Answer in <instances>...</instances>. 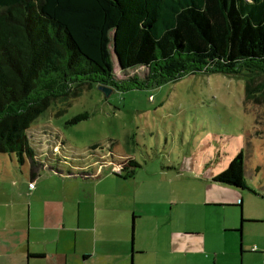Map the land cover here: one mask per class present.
<instances>
[{"label":"rangeland","instance_id":"1","mask_svg":"<svg viewBox=\"0 0 264 264\" xmlns=\"http://www.w3.org/2000/svg\"><path fill=\"white\" fill-rule=\"evenodd\" d=\"M114 74V83L124 85L145 81L150 71H123L116 62ZM259 74L251 82L264 89ZM247 79L188 74L177 82L147 81L128 90L98 83L85 85L79 96L75 87L43 89L50 106L26 133L40 162L23 164L16 155L0 154V193L22 186L50 188L44 181L22 182L30 177V166L33 181L43 171L39 166L56 165L54 158L93 164L94 153L117 154L112 166L118 173L128 160L139 164L130 168L133 178L125 185L137 213L134 264H158L159 259L164 264H264V91L260 101L245 105ZM241 150L247 189L214 183ZM3 210L10 214L5 222L11 221L13 206ZM138 248L146 251L142 258L136 256Z\"/></svg>","mask_w":264,"mask_h":264},{"label":"trees","instance_id":"2","mask_svg":"<svg viewBox=\"0 0 264 264\" xmlns=\"http://www.w3.org/2000/svg\"><path fill=\"white\" fill-rule=\"evenodd\" d=\"M116 62L123 71L147 67L143 82L156 85L188 74L248 76L245 105L258 102L264 89L251 80L264 75V0H0V154L40 162L26 133L50 106L43 89L75 87L79 96L98 83L141 87L114 83ZM67 160L38 169L86 176L83 161ZM131 167L139 164L128 160L121 172L132 176ZM245 174L241 150L213 182L245 190Z\"/></svg>","mask_w":264,"mask_h":264},{"label":"crops","instance_id":"3","mask_svg":"<svg viewBox=\"0 0 264 264\" xmlns=\"http://www.w3.org/2000/svg\"><path fill=\"white\" fill-rule=\"evenodd\" d=\"M99 158L103 164L84 161L85 177L44 168L33 181L30 175L22 182L44 181L50 188L22 186L0 193V264H132V251L134 264L137 213L125 186L133 176L118 173L108 156ZM6 204L14 208L7 222ZM145 254L137 249V257Z\"/></svg>","mask_w":264,"mask_h":264},{"label":"water","instance_id":"4","mask_svg":"<svg viewBox=\"0 0 264 264\" xmlns=\"http://www.w3.org/2000/svg\"><path fill=\"white\" fill-rule=\"evenodd\" d=\"M100 90L103 91L104 93H106L107 95H109L111 93V91H112L109 88L102 87V86L100 87ZM131 263L133 264V251H132V262Z\"/></svg>","mask_w":264,"mask_h":264}]
</instances>
